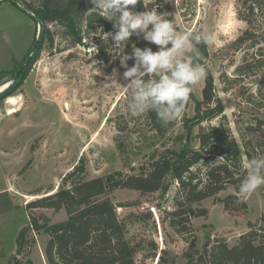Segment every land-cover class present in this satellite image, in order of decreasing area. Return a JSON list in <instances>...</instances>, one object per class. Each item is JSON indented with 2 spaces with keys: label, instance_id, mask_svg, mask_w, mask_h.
<instances>
[{
  "label": "rangeland",
  "instance_id": "rangeland-1",
  "mask_svg": "<svg viewBox=\"0 0 264 264\" xmlns=\"http://www.w3.org/2000/svg\"><path fill=\"white\" fill-rule=\"evenodd\" d=\"M167 1L171 4L173 23L178 31L196 29L212 35L213 41L206 44L208 55L202 58L212 75L214 94L224 106L223 112L212 120L192 127L189 140L201 128L223 122L241 147L244 137L254 146L255 156L264 155V138L245 130L248 124H255L256 117L264 119V40L258 29L260 22L264 24V0L254 3V13L249 14L253 20L250 29L255 37L238 44L234 41L249 28L238 16V12L243 16L248 14L239 0ZM9 4L5 1L0 5V15L8 16L5 20L0 18V67L12 68L5 74L0 72V83L9 80L21 64L37 28L33 17L25 11L14 10L17 12L15 19L5 13ZM49 28L53 44H41L39 56L19 89L0 104V173L8 178L13 176L14 187L25 204L55 191L79 158L86 166L88 179L114 171L132 173V167L137 170L144 161L143 154L131 153L130 163L126 165L114 141L115 120H129V130L122 134L135 139L139 132L132 128L137 120L141 125V116L132 115L129 110L131 99L123 89L124 69L118 56L116 59L113 56L123 50L131 53L132 46H150L155 50L156 45L133 35L116 48L109 38L102 44L108 56L105 60L98 56L91 36L84 39L83 45L73 46L59 26L50 24ZM127 63L131 66L133 61ZM204 80L192 86L196 99H202ZM5 89L7 87L0 92ZM11 97L15 102H10ZM11 108H15L12 113L9 112ZM193 115L194 102L188 100L181 116L167 129L169 144L178 134L184 133L183 118ZM197 144V139L192 141L193 146ZM213 160L216 157H210V161ZM246 161L243 154L242 165ZM50 189L53 190L49 192ZM177 195L176 181L164 194L128 188H119L110 194L118 217L126 224L127 239L137 247V264H157L158 260L163 264H187L186 254L192 239L197 250L206 242L210 246L224 239L233 246L250 230L255 231V243L263 242L264 245V185L251 194L236 192L228 185L216 196L192 205L194 213L200 209H206L207 213L188 215V211L189 225L185 220L172 218ZM227 196L233 197L232 209H225L220 201ZM30 212L44 215L50 223L67 217L63 208L59 211L37 208ZM173 221L180 229L189 226L190 231L178 233ZM47 240L45 232L30 228L23 238L22 252L17 255L19 264H47L44 256ZM249 259L239 264H264V246L249 254Z\"/></svg>",
  "mask_w": 264,
  "mask_h": 264
},
{
  "label": "trees",
  "instance_id": "trees-1",
  "mask_svg": "<svg viewBox=\"0 0 264 264\" xmlns=\"http://www.w3.org/2000/svg\"><path fill=\"white\" fill-rule=\"evenodd\" d=\"M4 1L7 0H2L0 3ZM239 1L248 14L243 16L238 12V16L247 22L249 28L234 41V44L255 37L253 29H250L253 26V20L249 14L254 13V3L259 0ZM11 3L22 11L24 10L21 6L26 7L37 16L41 21L42 31L39 46L27 68L16 80L10 82L7 89L0 92V104L19 89L31 65L39 56L41 44H53L50 24L59 26L62 29V35L67 37L73 46L83 45L84 39L91 36V39L95 40L98 56L107 60L108 56H106L105 46L102 45L104 40L101 38V33L113 30L112 22L105 20L100 10H90L89 8L92 7L90 0H19V5ZM152 7H156L158 12L165 13L169 20L174 21L169 1L154 0V3L147 5L148 9ZM257 8L259 6H256ZM133 10L143 11L145 6L138 2ZM35 23L37 24L36 20ZM258 26L263 33L262 40H264L263 22H260ZM36 32L37 28L34 37ZM196 51L197 61L204 65L202 57L208 55L207 45L199 44ZM206 69L207 76L202 88V99H196L192 89L188 100L194 102V115L191 118H183L184 133L174 137L172 144H169L166 139V132L177 119L163 124L157 119L155 113L141 114L143 128L138 120L134 122L132 128L134 132H139L135 139L122 134L123 131L129 130L127 126L129 120L123 122L115 120L117 134L114 136V141L124 156L126 165L130 163L131 153L143 154L144 161L137 170L132 167V173L114 171L88 179L86 178V166L82 158H79L77 164L62 177L55 191L27 202L25 209L29 211V220L17 236V249L10 256L8 264H19L17 255L22 252L23 238L30 228L35 231L42 230L48 235L44 247L47 264H137L135 258L137 247L127 239L126 224L118 217L116 205L110 198V194L119 188L145 192L159 191L164 194L176 181L178 195L171 215L173 220H185L186 225L190 223L186 216L188 211H190L188 215L192 213L199 216L207 213L206 209H200L194 213L193 204L216 196L228 185L233 186L236 192H240L239 184L245 175L242 155L245 154L247 160L255 157L251 141L243 137L242 148L223 122L201 128L189 141L186 138L192 127L212 120L224 110L222 102L214 94L210 70ZM7 72L2 71L1 74ZM212 103L213 106H211ZM107 119L111 120V118ZM121 123L124 125L121 126ZM137 125L140 127L137 128ZM245 130L257 133L259 137L264 138V119L256 117L255 124H248ZM195 139H197V146L192 145ZM210 157H216V160L210 161ZM52 190L50 189L49 192ZM232 198V196H227L220 200L225 209H232L230 202ZM37 208H52L54 211L63 208L67 217L63 221L50 223L49 218L44 215H34L30 212ZM177 224L172 222L178 233L190 231L189 226H183L180 229ZM256 239L255 231L250 230L241 235L233 246H229L224 239L210 246L206 242L201 250H197L195 240L192 239L186 254L187 264H239L242 260L247 262L250 260L249 254L257 252L261 246H264L261 244L263 242L256 244ZM157 264H163V262L158 260Z\"/></svg>",
  "mask_w": 264,
  "mask_h": 264
},
{
  "label": "clouds",
  "instance_id": "clouds-1",
  "mask_svg": "<svg viewBox=\"0 0 264 264\" xmlns=\"http://www.w3.org/2000/svg\"><path fill=\"white\" fill-rule=\"evenodd\" d=\"M143 11H134L138 4ZM92 7L100 10L102 17L112 22L114 32H103L101 38L119 48L135 35L157 46L143 48L132 46L131 53L115 52L124 69L122 79L124 92L130 97L132 115L155 113L163 124L181 116L192 92V86L207 76L206 67L197 61L196 48L201 43H211L210 33L196 29L180 32L174 23L156 7L147 5L154 0H90ZM132 60L131 66L128 61ZM244 178L239 184L242 194H251L264 185V155L248 159L244 165Z\"/></svg>",
  "mask_w": 264,
  "mask_h": 264
},
{
  "label": "crops",
  "instance_id": "crops-1",
  "mask_svg": "<svg viewBox=\"0 0 264 264\" xmlns=\"http://www.w3.org/2000/svg\"><path fill=\"white\" fill-rule=\"evenodd\" d=\"M4 2L0 3L3 5ZM10 6L6 7V12L17 16L16 11H22L14 4L9 2ZM20 13V12H18ZM8 16L0 15V18ZM4 18V20H5ZM15 19V18H14ZM0 72L9 71L0 67ZM25 201L14 187L13 176L10 178L0 173V264H8L9 258L16 252L17 236L23 226L28 223V212L25 209Z\"/></svg>",
  "mask_w": 264,
  "mask_h": 264
},
{
  "label": "water",
  "instance_id": "water-1",
  "mask_svg": "<svg viewBox=\"0 0 264 264\" xmlns=\"http://www.w3.org/2000/svg\"><path fill=\"white\" fill-rule=\"evenodd\" d=\"M2 1V0H0ZM7 1H10V2H13V3H16V4H20L19 3V0H7ZM23 10L28 13L30 16H32L36 22H37V32H36V36H35V39L30 47V49L28 50L25 58L23 59V61L21 62V64L19 65V67L15 70V72L11 75V77L9 78V80L5 81V82H2L0 83V91L3 89V85H6L5 87H7L10 82L16 80L21 74L22 72L27 68L28 64L30 63L32 57H33V54L35 53V51L37 50L38 46H39V43H40V39H41V21L40 19L35 16L28 8L26 7H23ZM2 88V89H1ZM190 136H189V133L187 135V140H189Z\"/></svg>",
  "mask_w": 264,
  "mask_h": 264
},
{
  "label": "bare ground",
  "instance_id": "bare-ground-1",
  "mask_svg": "<svg viewBox=\"0 0 264 264\" xmlns=\"http://www.w3.org/2000/svg\"><path fill=\"white\" fill-rule=\"evenodd\" d=\"M5 86H6V85H3L2 88H4ZM2 88H1V89H2ZM10 102H15V99L11 97ZM14 111H15V108H11V109L9 110L10 113H12V112H14Z\"/></svg>",
  "mask_w": 264,
  "mask_h": 264
}]
</instances>
